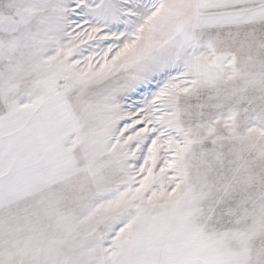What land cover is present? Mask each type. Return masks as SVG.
<instances>
[{
    "label": "snow or ice",
    "instance_id": "1",
    "mask_svg": "<svg viewBox=\"0 0 264 264\" xmlns=\"http://www.w3.org/2000/svg\"><path fill=\"white\" fill-rule=\"evenodd\" d=\"M0 264H264V0H0Z\"/></svg>",
    "mask_w": 264,
    "mask_h": 264
}]
</instances>
